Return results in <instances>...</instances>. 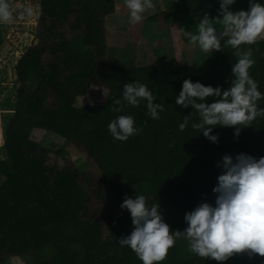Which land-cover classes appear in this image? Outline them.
<instances>
[{
	"label": "trees",
	"instance_id": "obj_1",
	"mask_svg": "<svg viewBox=\"0 0 264 264\" xmlns=\"http://www.w3.org/2000/svg\"><path fill=\"white\" fill-rule=\"evenodd\" d=\"M9 2L14 19L0 24V264H143L118 241L134 228L129 210L120 207L125 197L144 195L148 207L159 205L171 231L182 232L187 212L201 203L215 207L213 188L223 172L217 165L225 155L264 157V116L241 125L238 137L235 128L217 125L213 143L192 127L199 114L175 103L185 79L222 91L231 86L238 57L224 45L227 38L221 51L205 53L180 30L198 34L205 14L222 18L220 0H168L169 15L179 24L173 47L163 42L168 14L156 8L145 12L141 22L151 48L141 64L124 0ZM28 6L34 12L30 17L24 13ZM249 6L250 0H236L231 10ZM213 25L222 30L218 20ZM249 47L255 60L249 74L264 94V39L241 50ZM135 81L147 85L154 103L163 105L159 119L147 114L146 100L138 107L123 101V86ZM93 87L108 91L106 104L77 109V99ZM115 99L123 111H112ZM257 103L264 108V99ZM120 115L132 116L134 127L143 131L115 140L108 125ZM36 133L43 138L37 140ZM179 243L188 245L177 239L156 264H264V257L250 258L247 252L224 262L187 258L186 249L175 247Z\"/></svg>",
	"mask_w": 264,
	"mask_h": 264
},
{
	"label": "clouds",
	"instance_id": "obj_2",
	"mask_svg": "<svg viewBox=\"0 0 264 264\" xmlns=\"http://www.w3.org/2000/svg\"><path fill=\"white\" fill-rule=\"evenodd\" d=\"M236 0H220L219 16L216 18L222 25L217 31L213 19L205 14L197 25V33L180 29L183 36L193 46L197 45L205 52L221 51L224 45L235 49L237 62L232 65L231 86L221 90L220 86H204L199 81L193 83L185 79L182 90L175 103L187 109L191 107L200 117L194 123V129H201L204 137L218 142V136L212 135L217 125L235 128V136L240 134V126L248 127L257 117L264 116V108L258 107V101L264 94L258 90V83L249 74L255 64L252 59L253 50L249 47L241 50V45H252L258 39H264V4L250 0L247 11H232ZM129 10V23L135 25L142 21L144 13L156 7L153 0H124ZM27 16L34 14L31 6L24 8ZM14 19L13 7L9 0H0V24L11 23ZM209 97L214 99L206 102ZM142 100L147 101V114L152 119H159L163 105L154 103L156 97L147 85L135 81L123 86V101L138 107ZM120 99L113 101L112 111H123ZM191 114L184 116L179 130L184 131ZM134 119L130 115H120L108 125V130L115 140L126 141L130 136L143 131L134 127ZM223 172L218 176V185L213 188L216 195L215 207L209 203H201L194 210L185 214L188 227L184 231H171L159 211V205L148 207L146 197H125L120 205L129 210L133 223L130 235L118 239L120 245L128 246L143 262L156 264L163 261L168 250L175 245L177 239H186L190 251L201 258L218 262L227 261L234 254L247 252L249 257H264V157L259 159L241 153L235 157L225 155Z\"/></svg>",
	"mask_w": 264,
	"mask_h": 264
},
{
	"label": "rangeland",
	"instance_id": "obj_3",
	"mask_svg": "<svg viewBox=\"0 0 264 264\" xmlns=\"http://www.w3.org/2000/svg\"><path fill=\"white\" fill-rule=\"evenodd\" d=\"M153 3L157 4V9H161L162 11H164L166 14H168L169 16V21L167 22V24L164 25V28L166 30V35L163 38V42L167 45V46H172L175 45L178 42V39L175 37V31L178 30V22L176 21V19H174V17L170 14V7L167 5L168 0H153ZM155 10V9H153ZM129 33L132 37V42H133V47H134V56L136 58V61L138 63H142V62H146L145 58H148V55L150 53V42L148 40V29L146 26L145 22H140L136 25H132L129 28ZM188 77V76H186ZM109 97V93L106 89L101 88V87H93L90 92L88 93V95L86 97L83 98H78L77 102H76V108L77 109H82L86 106H103L106 104L107 100ZM9 114V113H8ZM4 114H2V112H0V143L2 141V127H1V121L3 119ZM9 116V115H8ZM172 126L167 125L166 129L168 130H172ZM44 134H40V133H36V138L37 140H41L43 138ZM48 139H50L51 141L57 143L58 145H63V142H61L58 138H55L54 136H47ZM237 155L233 156V160L235 161V157ZM74 158L75 160H77V163H80L81 168H86L84 167L81 163H83V159L80 155H78L76 152H74ZM182 247L184 249H186L184 251V254L186 255L187 258H191V257H195L198 256L196 254H193V252L190 251L189 248V243L188 245L185 247L183 246V244H178L177 246H175L176 248L178 247ZM253 261L249 260L248 264H252Z\"/></svg>",
	"mask_w": 264,
	"mask_h": 264
}]
</instances>
